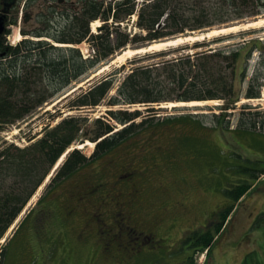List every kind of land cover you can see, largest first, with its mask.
<instances>
[{"label":"rangeland","instance_id":"rangeland-1","mask_svg":"<svg viewBox=\"0 0 264 264\" xmlns=\"http://www.w3.org/2000/svg\"><path fill=\"white\" fill-rule=\"evenodd\" d=\"M210 1L215 3L217 8L220 7L221 13L211 15L212 17L208 18V26L185 30L183 33L155 41L139 40L129 43L117 49L95 69H91L81 80L67 86L35 108L22 120L0 129V151L8 146L22 149L41 138L45 131L51 130L67 116L84 118L79 140L71 145L60 158L61 161L59 159L56 162L49 175L43 179L25 204L17 217L18 220L13 222L0 239V264H217L220 255L223 258L221 261L228 258L231 264H242L245 254L243 249L246 248V243L253 239L244 237L245 224L249 225L253 219L255 224L264 228V175L261 174L264 168V23L246 29L243 25L264 19V8H260L258 15H249L251 11L258 10V0H248L243 6L237 2L235 10L228 8L226 2ZM136 2L140 4L142 0ZM41 8L40 4H35L28 9V23H24L22 16L25 11L20 6L17 25L10 26L6 36L9 45L15 46L23 39L22 32L40 28L37 25V16L43 13ZM136 21V15L128 17L118 23L119 31L128 34L129 38L135 34L144 36L146 32L136 27ZM99 26H102L100 21ZM235 26L241 28L160 51L124 55L127 51L141 48L145 50L154 42L179 36H204L214 29ZM97 29L91 27V33H99L100 30ZM101 30L103 31L104 27ZM260 38L263 41H260ZM78 49L86 58L92 55L88 42L81 43ZM204 56L214 58L207 61L210 66L206 67V72L196 75L195 62L202 60L205 63ZM185 58H189L193 67L191 72H188V65L183 66L187 77L182 80L183 87L174 88V91L169 93L171 98L176 99L171 102L135 105L109 104L111 98H118L117 90L120 84L134 69L161 67L165 63ZM173 72L174 70L170 77ZM164 75L156 80L160 81L162 86L171 88L172 79H167ZM175 76L178 83L180 75ZM109 77L113 78V84L98 106L69 111L68 106L79 95ZM27 79L32 81L29 77ZM212 81H217L216 98L177 101V98L183 97L191 88L192 83L195 85L194 92L204 97L207 94L205 91L210 90ZM220 85L226 86V89L228 85H232V100L220 97ZM249 85L258 91V98L245 96ZM38 88L32 86L38 94L36 98L40 97L43 91ZM198 101L210 104L166 108L169 104ZM109 111L140 112V117L133 121L136 125L141 123L139 133L111 150L106 161L85 165L61 184H51L70 150L76 148L86 158L93 154L97 142H92L89 138L96 126L95 120L99 119L111 125L113 132L124 127L110 118ZM80 146L81 148H78ZM116 171L125 173L123 179L131 172L133 175L123 183L121 180L116 190H113V184L106 183H109ZM255 172L260 173L257 180L252 177ZM87 176L95 178L92 182L105 184L91 196V208L86 207L84 203L80 205L79 202L74 203L73 200L67 199L77 181L81 183ZM242 181L252 184V187L222 222L220 213L227 210L226 206L230 205L232 200L227 193L238 187ZM132 182L134 187L130 195L128 192ZM57 204H60L58 208L54 206ZM118 206L125 208V211H122V216L125 217L128 207L135 206L137 212L131 216H136L135 220L141 229L151 232L154 242L147 241L136 253L125 254V251L118 250L115 258L109 257V263L100 256L92 259L93 256L87 249L92 245V248H95L96 242L108 243L105 240L107 236L103 238L102 233L96 234L97 238L90 233L95 221L93 215L98 212L104 221H114L115 213L120 209ZM68 209L71 210L73 218L63 220V223L59 224L62 220L57 218L53 210L65 213ZM122 222L131 224L126 218ZM219 224H223L224 228L216 235L214 230ZM148 227H152L151 230ZM252 227L253 224L250 225L251 232ZM204 232H211L214 237L216 235L217 242L207 251H196L190 258L193 250L198 249L193 245L196 234ZM256 232L264 233V230ZM87 233L90 235L86 238ZM144 237L136 242L144 240ZM114 242L116 243V240L110 243L114 245ZM132 242L126 241L125 246L135 247ZM28 246L35 250L37 247L45 248V251L34 250L36 258L26 259ZM254 248L249 247L253 251Z\"/></svg>","mask_w":264,"mask_h":264},{"label":"trees","instance_id":"trees-1","mask_svg":"<svg viewBox=\"0 0 264 264\" xmlns=\"http://www.w3.org/2000/svg\"><path fill=\"white\" fill-rule=\"evenodd\" d=\"M136 1L0 0V15L3 16L6 27L4 35L0 38V55H2L0 58V129L22 120L64 88L81 80L91 69L105 62L117 49L139 40L150 42L183 33L185 30L203 28L209 25V17L221 13L220 7L217 8L216 4L210 0H142L140 4ZM220 1L226 2V6L234 10L237 8V2H240L241 6L248 2V0ZM258 1L260 2L257 5L258 10L251 11L249 15H258L260 8H264V0ZM35 4H40L42 7L43 13L37 16V25L40 28L22 32V36L26 39L21 40L15 47L9 46L5 36L9 34L10 26L17 25L20 6L25 11L22 16L23 22L28 23L26 11ZM134 15L137 17L136 27L146 34L144 36L135 34L129 38L128 34L119 31L118 23ZM94 21L102 22L104 30L92 34L90 25ZM83 42H88L92 51V55L86 59L77 48ZM67 44L74 47H61L68 46ZM203 58L206 60L205 63L202 60L195 62L196 75L199 72L200 74L206 72V67L210 66L207 61L214 57L204 56ZM187 65L188 72H191L193 64L189 58L165 63L161 67L134 69L120 84L117 90L118 98H111L109 104L116 106L171 102L176 98H171L169 93L173 92L174 88L183 87L182 80L187 78L183 66ZM163 73L167 79H172L171 88L162 86L160 81L156 80L164 75ZM175 74L180 75L178 83L175 80L177 77ZM27 77L32 81L29 82ZM113 81V78L109 77L93 85L68 106L69 111L98 106L107 96ZM32 86L39 87L40 91L43 89L40 97L36 98L38 94ZM190 86L191 88L184 93L183 97L177 98V101L207 100L217 97V81L210 83L211 88L205 91L207 94L204 97L194 92V83ZM226 86L220 85L222 89L220 97L232 100V85H228V89ZM245 96L251 99L258 98V91L249 85ZM140 115L138 111H109L110 118L124 126L117 132H113L114 128L108 123L99 119L95 120L96 126L89 138L92 142H97L93 154L86 158L77 149L68 152L51 184H61L85 165L106 161L111 150L118 148L139 133L141 123L136 125L133 121ZM83 120L84 118L81 117L67 116L28 146L22 149L8 146L0 151V239L41 185L43 179L49 175L56 162L74 142L79 140ZM261 171V174H264V169ZM255 173H252V177L257 180L260 173ZM115 178L116 175L109 182ZM85 179L91 182L95 180L92 176H87ZM250 188L251 184L242 181L238 187L228 191L227 194L232 200L227 210L220 213L222 222ZM53 211L63 223V218L67 214L60 210ZM222 225L219 224L215 228L216 235ZM196 235L193 245L198 249L209 247L214 238L211 232Z\"/></svg>","mask_w":264,"mask_h":264},{"label":"flooded vegetation","instance_id":"flooded-vegetation-1","mask_svg":"<svg viewBox=\"0 0 264 264\" xmlns=\"http://www.w3.org/2000/svg\"><path fill=\"white\" fill-rule=\"evenodd\" d=\"M124 174L125 173H123V171H118V173L115 174L116 175L115 180H112L111 182L106 183V184H109V185L113 184L111 187L113 188V190H116V187L120 183L121 180H122V183H123L127 179H131V174L132 173L126 175L125 178L123 179ZM127 176H128V178H127ZM103 186H105V184H103L101 182H99V183L98 182H91V180L83 179V181L80 183V181L78 180L77 183L72 187V189H71L72 192L68 196L67 199L68 200H73L74 203L79 202L80 205H82V203H84V205L86 207L89 206V208H91V206H90L91 196H93L94 193L98 189H101ZM133 187H134V184L132 182L130 184V188H129L130 192H128L130 195H131V191H133ZM54 206L56 208H58L60 206V204H57V205H54ZM118 207L120 209L115 213V220L114 221H111V220L104 221L103 219H101L99 217L98 212L96 213L97 215H93L95 221L92 224L94 226H93V228H91V232L90 233L92 234L93 237H96V234H101L102 233L103 236H104L103 238H105L107 236L105 238V240H107L108 243L105 244V242L104 243L96 242L95 248H92L93 247V245H92V247L90 249H87L88 252H90V254L93 256L92 259L93 258L95 259L96 256L97 257L100 256L102 260H105L106 262L109 263V257L111 256V257L115 258L116 255L118 254V250H120L122 252L125 251L124 252L125 254L128 253V252L136 253V252L141 250V247L144 244H146L147 241H148V243L154 242V240H152L151 232L150 231L146 232L145 230L141 229L139 224L135 220L136 216L135 215L131 216V214L137 212L135 206L128 207L129 210H126L127 212H125L126 213V217L122 216V214H123L122 211L124 212L125 208L122 209L120 206H118ZM130 208H132V209H130ZM65 215H66V217H65L66 220L68 218L69 219L73 218V217H71V210H69V209L66 210ZM65 218H63V220H65ZM125 218L131 224H127L125 222H122V220H125ZM91 219H93V218H91ZM60 223L61 222H59V224ZM94 228H95V232H93ZM97 228H99L100 230H97ZM148 228H149V230H151L152 227H148ZM77 230L78 229H76V231ZM152 232L154 233V230ZM90 233H87L86 238H87L88 235H90ZM142 235L145 236L146 238L144 237V240L141 239V241H139L137 243L136 240H139V238H142L143 237ZM98 240H100V236H99ZM102 240H104V239H102ZM115 240H116V243L114 242L115 244L112 245L110 242L115 241ZM132 240H134V242H132ZM126 241H131L132 243H134L135 247H131V248L128 247L127 248L125 246ZM121 244H123L124 246L123 245L121 246ZM41 245H42V243H41ZM34 250L35 249L33 247H31V246L29 247L28 246V254L25 256L26 259L27 258L35 259L36 256L34 255V252L38 251V250H41L40 252H44L45 248L38 249V247H37V249L35 251ZM70 252H71V250L68 253L70 254Z\"/></svg>","mask_w":264,"mask_h":264},{"label":"bare ground","instance_id":"bare-ground-1","mask_svg":"<svg viewBox=\"0 0 264 264\" xmlns=\"http://www.w3.org/2000/svg\"><path fill=\"white\" fill-rule=\"evenodd\" d=\"M132 17H134V16H132ZM261 23H264V19H261V20H259L257 22H253V23H250V24L243 25V28L246 29L247 27L254 26V25H257V24H261ZM91 27H92V29H96V28H99L100 29L99 21L93 22L91 24ZM239 28H241V26H235V27H229V28H222V29H218V30L214 29V30H211V31L207 32L206 34H204V36H194V35L185 36V37H180L179 36V37H176V38L171 39V40H165V41H161V42H154L153 44H151L150 46H148V48L145 49V50L141 48V49L136 50V51H127V52H124V55H127L128 53L137 54V53H143V52H149V51L150 52L151 51H160V50H163L165 48L172 47V46L179 45V44H183V43H186V42L202 41V40H205L206 38H210V37H213V36H217L219 34H224V33L232 32V31H235V30H237ZM208 104H210V102H203V103H201V102L198 101V102H189V103H176V104H169L168 106H166V108H169V107H173V108L174 107H194V106L197 107V106H203V105H208ZM84 145L92 146V144H84ZM78 148H81V146L78 147ZM61 160L62 159H60V161ZM21 212H20V214H21Z\"/></svg>","mask_w":264,"mask_h":264},{"label":"crops","instance_id":"crops-1","mask_svg":"<svg viewBox=\"0 0 264 264\" xmlns=\"http://www.w3.org/2000/svg\"><path fill=\"white\" fill-rule=\"evenodd\" d=\"M264 208V206H263ZM234 211V209H232L231 213ZM262 214H264V211L262 212ZM253 224V227H252V232L250 231V225L252 226ZM248 226V227H247ZM264 226V225H263ZM224 228V226H223ZM223 228L221 229V232L223 230ZM245 234H244V237H252L253 239H251L250 241H248L246 243V248L243 249L244 250V256L242 257V264H244L245 262L247 264H264V233H257L256 231H263L264 228L261 227V225H257L255 224V222H253V219H252V222L247 225L245 224ZM221 232L219 234V236L221 235ZM247 235V236H246ZM221 238V236H220ZM257 246V247H255ZM249 247H255L254 248V251L253 249H249ZM220 250H222V245L220 246ZM232 251V250H231ZM230 251V252H231ZM256 252L258 253V256H256ZM221 254V252H220ZM225 254H223L224 256ZM225 258V257H224ZM223 258L219 257V261L217 264H231L230 261L227 259L221 261Z\"/></svg>","mask_w":264,"mask_h":264},{"label":"water","instance_id":"water-1","mask_svg":"<svg viewBox=\"0 0 264 264\" xmlns=\"http://www.w3.org/2000/svg\"><path fill=\"white\" fill-rule=\"evenodd\" d=\"M3 31H4V23H3V18L0 16V35L3 33Z\"/></svg>","mask_w":264,"mask_h":264}]
</instances>
